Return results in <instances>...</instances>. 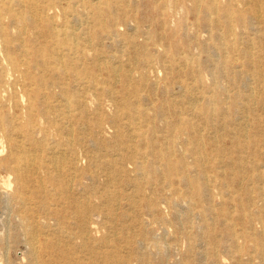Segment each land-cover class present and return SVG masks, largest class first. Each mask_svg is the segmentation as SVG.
Returning <instances> with one entry per match:
<instances>
[{"label":"bare ground","instance_id":"6f19581e","mask_svg":"<svg viewBox=\"0 0 264 264\" xmlns=\"http://www.w3.org/2000/svg\"><path fill=\"white\" fill-rule=\"evenodd\" d=\"M162 202L200 241L212 215L242 221L264 260V0H0V264H129L122 241L143 263ZM130 212L142 240L95 238Z\"/></svg>","mask_w":264,"mask_h":264},{"label":"rangeland","instance_id":"374dc122","mask_svg":"<svg viewBox=\"0 0 264 264\" xmlns=\"http://www.w3.org/2000/svg\"><path fill=\"white\" fill-rule=\"evenodd\" d=\"M141 12V11H140ZM142 13V12H141ZM148 13H153V11H148ZM147 13V14H148ZM181 16V14H178V18ZM175 24L172 23L171 26L173 27ZM159 31V29H158ZM186 31L185 26H182L179 28L178 35L179 37H182L181 39L177 36L175 38H169V41L175 42L178 45H181L184 42V38L182 34ZM104 48V55L106 58H110L112 55H119L120 47L117 45H112L110 43V40H104L103 44ZM151 52V51H150ZM153 53V52H151ZM154 73H150V79L153 80ZM162 71L159 73V76H162ZM8 95V94H7ZM7 98V97H6ZM159 99H162L161 97H158ZM104 103L103 107V114L109 117L111 114H113L114 105L108 101L107 99ZM141 104H144L147 102L141 101ZM145 104V106H146ZM181 103L179 104V106ZM187 106L185 102H183L182 107ZM105 128L108 130L106 133L103 134L102 140L106 141L108 144H115V137L112 136V130L113 128H110V125L105 123ZM115 156H112L109 154V158H114ZM83 163V162H82ZM128 170V176L130 178H133L135 176L134 172L132 171V168L127 167ZM123 175V174H122ZM97 186L101 187L102 183H95ZM125 189V188H124ZM145 189V188H144ZM142 191L140 198H148L150 196V193L148 190ZM12 188L10 189V191ZM122 192V191H121ZM123 196L125 195H132L134 194V191L131 188H127L123 190ZM131 200L121 199L120 203L124 204ZM222 199L214 198V207L220 206ZM160 213L157 214L158 216L164 215L165 221L164 222H155L153 224H149L147 226V229L150 230V233H146L143 236L145 239L143 240L142 245L140 246V250L138 249L137 245H135L134 248L137 247V250L139 252L144 251L148 256L149 259L144 261L140 264H197V263H204L207 264V262H210L208 256L204 255V248L205 245L211 248V246L217 247L219 251V257L218 262L219 264H237L238 259H240V264H264V260H262L259 256V254L256 252L255 249L259 248L257 247L256 241H254V238L251 239H245L243 237V226L239 223H242L240 220H226L225 218L220 217L219 219L214 218V216H211L210 222H214L215 226H213L210 230H202V235L206 236V232L211 231V238L204 237L201 241L196 240L193 238L195 235L194 233L197 232L198 224L201 223V218L197 214H195V211L189 212V209L186 208V204H182L178 206V208H170L165 205V203H161L159 205ZM1 211V209H0ZM177 211V212H176ZM119 214H121V210L118 211ZM178 214V215H177ZM190 215V216H189ZM237 215H235L236 217ZM1 217V216H0ZM190 218V219H189ZM125 219V222H124ZM150 219H152L147 214H134L130 212L126 218L122 217L120 220L116 221L118 225H122V228L116 227L114 228L112 225H108L107 228L102 229L100 232L94 233L96 239H101L102 237H106L110 240V242H107L110 246H114L115 244H118L117 241H115L116 238L121 239L122 238H130L131 236H134L135 241H139L143 239L142 234L140 233V223H142V227H144L143 222H150ZM143 220V221H142ZM137 224H136V223ZM186 222V223H185ZM190 222V223H189ZM184 223V228L181 227V224ZM227 227H231L229 230H227ZM0 228H2V225L0 223ZM146 229V230H147ZM143 230V231H146ZM163 230V231H162ZM231 231L234 232L239 238H236V241L234 243H230L226 232ZM2 232V230H0ZM194 232V233H193ZM254 232L259 233V236L257 238V241L259 242V245L264 246V230L258 229L254 230ZM164 233V235H163ZM190 233L192 240L188 243L187 238L185 234ZM159 235V236H158ZM114 238V240H112ZM142 238V239H141ZM215 238L217 239L216 243H213V239L215 242ZM228 239V240H227ZM225 241V243L223 242ZM156 243V244H155ZM222 244L226 246V248L222 247ZM120 248L121 253L123 257L129 258L131 261L129 264H139L135 261V254L132 251V248L128 246L127 248L124 247L123 241L120 242ZM241 246L240 251H235L234 247ZM245 249V250H244ZM11 252V253H10ZM9 252L8 257L12 255V250ZM241 253V254H240ZM240 254V255H239ZM188 259V260H184ZM164 261V262H163Z\"/></svg>","mask_w":264,"mask_h":264}]
</instances>
